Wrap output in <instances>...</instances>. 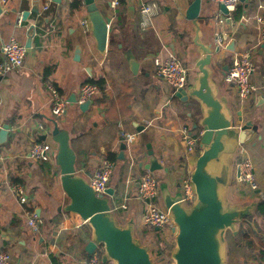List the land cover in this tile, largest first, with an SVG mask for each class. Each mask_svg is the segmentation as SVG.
<instances>
[{"label": "crops", "instance_id": "0c3cea01", "mask_svg": "<svg viewBox=\"0 0 264 264\" xmlns=\"http://www.w3.org/2000/svg\"><path fill=\"white\" fill-rule=\"evenodd\" d=\"M74 1L3 0L0 58L3 43L11 37L25 45L29 38L32 41L24 67L0 77V121L10 126L8 142L0 145V251L12 256V264H88L92 257L85 250L90 227L80 217L58 211L69 199L54 173L56 144L47 138L54 148L50 162H36L31 155L33 144L43 142L41 136L45 135L39 126L43 125L49 134L55 120L70 131L80 170H89L93 176L105 160L115 158L108 188L115 191L116 219L122 225L132 221L136 238L150 248L156 264L158 257L168 264L175 247L174 226L161 230L144 225L145 205L138 197V187L149 171L148 154L154 152L163 167L153 174L160 185V207L165 208L163 189L173 196L182 195V182L190 178L202 151L199 146L197 152L188 154L182 138L183 129L192 132L197 108L174 96L172 87L156 77L154 64L157 58H180L189 68V82L192 80L194 64L186 49L195 50V34L186 11L193 0H124L115 11L109 0H96L109 21L105 54L97 51L95 40L83 26L88 21L84 0H80L77 10L72 9ZM202 1L200 24L204 40L219 47L216 38H220V54L226 58L213 65L219 96L228 98L230 105L242 110L245 117L254 113L262 123L259 136L240 145L235 154L228 200L238 206H258L253 215L241 221L236 235L227 233V264H264V42L258 22L259 17H264V0L240 2L230 15L222 14L221 6L213 0ZM146 2H156L161 11L152 18V25L144 29L139 8ZM35 5L39 6V14L31 13L19 26L18 19ZM46 5L48 9L44 10ZM233 41L235 48L228 51ZM78 46L80 62L74 60ZM245 53L256 66L251 82L257 91L247 101H240L235 85L228 84L225 78L235 56ZM127 55L138 61L137 74L131 70ZM90 80H102L105 87L89 111L84 113L79 104L69 103L67 112L55 117L48 85L57 87L69 101ZM122 131L137 135L133 144L126 143L124 161L118 158L121 143L126 142ZM241 151L255 164L260 187L256 192L238 181ZM16 185L25 190L27 205L20 204L13 194ZM31 211H36L42 220L38 233L27 224Z\"/></svg>", "mask_w": 264, "mask_h": 264}, {"label": "water", "instance_id": "95a60500", "mask_svg": "<svg viewBox=\"0 0 264 264\" xmlns=\"http://www.w3.org/2000/svg\"><path fill=\"white\" fill-rule=\"evenodd\" d=\"M202 3V0H193L186 11V19L192 22L195 34L192 39L195 50L186 49L192 55L195 75L188 87L176 95L182 103L198 110L192 132L201 134L202 151L190 174L196 198L193 203L187 204L183 202L181 194L173 196L163 189L164 206L174 225L175 237V247L169 254L171 261L168 264H227V233L236 235L241 221L253 215L258 206L256 203L238 206L228 200V190L234 176L235 154L240 145L249 144L259 136L262 123L254 113L245 117L242 110L230 105L228 98L219 96L220 86L214 78L213 65L226 58L220 54V47H214L204 40L200 24ZM84 4L97 51L105 54L110 35L108 19L96 0H84ZM4 11L5 5L0 0V16ZM220 11L224 15L230 14L224 5H221ZM31 13L39 14V6L35 5L30 12L23 13L22 20L26 21ZM31 41L32 38H29L27 48L31 47ZM234 48L233 41L227 50L233 51ZM127 58L131 70L137 74L138 61L128 55ZM74 60L81 61L80 46L76 48ZM227 69L228 66L225 67ZM87 72L92 76L90 68ZM68 102L78 104L76 95L73 94ZM91 105L87 101L79 106L85 113ZM52 123V131L41 136V140L45 142L50 137L57 146L54 158L57 168L54 173L59 176L62 189L69 199L58 211L74 214L90 227L86 252L93 256L96 251L102 250L103 263L156 264L150 248L136 238L133 222L122 225L117 221L113 206L114 189L108 188L100 195L95 193L89 183L92 173L79 168V156L71 146L70 131L55 120ZM9 137L10 126L4 124L0 130V145L6 144ZM126 143L122 141L118 155L123 161L126 160ZM148 155V170L152 173L161 170L163 167L158 156L154 152Z\"/></svg>", "mask_w": 264, "mask_h": 264}, {"label": "built area", "instance_id": "2783aa9c", "mask_svg": "<svg viewBox=\"0 0 264 264\" xmlns=\"http://www.w3.org/2000/svg\"><path fill=\"white\" fill-rule=\"evenodd\" d=\"M48 1L52 2L53 0ZM109 1L110 8L112 11H115L121 6L124 0ZM213 2L220 6H226L231 14L241 1L213 0ZM47 9L48 6H44V10ZM160 11V6L156 2H146L140 5L141 27L144 29L150 27L152 25V18L158 15ZM22 22V17H20L17 24L20 26ZM258 22L261 24L262 42H264V17H259ZM83 26H85L86 32H90V24L88 21H85ZM216 41L219 47L223 46L220 38H216ZM27 54V46L15 37H11L7 42H4L0 58V77L9 75L15 70L22 69L25 65ZM154 64L156 77L172 87L174 96L188 87L190 71L179 58L175 56H170L168 59L157 58ZM255 71L256 66L248 54H237L233 59L225 79L228 84L235 85L240 101H247L257 91L251 82ZM48 90L51 94L52 113L55 117L60 118L67 112L69 102L53 84L48 85ZM99 92L100 89L95 84L89 82L84 83L77 93L78 104H84L87 101L93 103ZM3 126L4 124L0 121V130ZM39 129L40 131H44L45 134H48L43 125H40ZM122 134L126 137L128 144H133L137 137L136 134L125 133L123 131ZM182 138L188 154L197 152L201 141L200 133L194 135L189 129H183ZM31 155L36 162H50L54 158V148L47 141L35 142L31 148ZM241 155L242 159L237 164L239 171L238 181L241 185L246 186L249 191L256 192L260 187L256 179L255 164L245 151H241ZM114 169L115 162L105 160L89 180L90 186L97 195L104 194L106 189H108ZM12 191L20 204H28V196L21 186H14ZM182 191L183 202L188 204L194 202L196 190L189 177L185 178L182 182ZM138 197L145 205L143 214V223L145 226L161 230L174 226L171 222L169 212L165 208L160 207V185L157 177L152 172L147 171L142 176L138 187ZM122 208L126 210L127 206L122 205ZM27 224L33 232L38 233L42 224L40 215L36 211L29 212ZM99 252L100 250L94 253L88 264H102ZM0 264H12V256L7 252L0 251Z\"/></svg>", "mask_w": 264, "mask_h": 264}, {"label": "trees", "instance_id": "16d2710c", "mask_svg": "<svg viewBox=\"0 0 264 264\" xmlns=\"http://www.w3.org/2000/svg\"><path fill=\"white\" fill-rule=\"evenodd\" d=\"M81 6V1L80 0H75L74 3L72 4V9L73 10H77L79 9ZM89 83L95 84L96 86H98V88L101 90L104 89L105 87V82L102 80H90ZM115 158L113 156H110L107 160H111L113 161ZM99 255L101 257V261H102V255H103V251L100 250Z\"/></svg>", "mask_w": 264, "mask_h": 264}, {"label": "rangeland", "instance_id": "374dc122", "mask_svg": "<svg viewBox=\"0 0 264 264\" xmlns=\"http://www.w3.org/2000/svg\"><path fill=\"white\" fill-rule=\"evenodd\" d=\"M180 59V58H179ZM182 62H184L182 59H180ZM186 65V64H185ZM187 66V65H186ZM188 67V66H187ZM189 69V68H188ZM220 83H221V80H220ZM112 179V178H111ZM110 184V183H109ZM160 204V203H159ZM161 208H163L162 206H161ZM148 243H150V241H148ZM152 244V243H151ZM156 253V252H155ZM155 253H154V256H155V258H156V255H155ZM157 261H158V263L159 264H165V262L160 258V257H158L157 258Z\"/></svg>", "mask_w": 264, "mask_h": 264}]
</instances>
